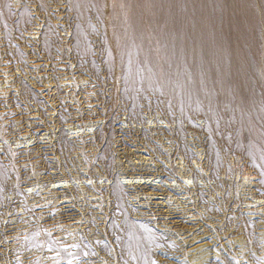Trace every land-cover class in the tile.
<instances>
[{
	"label": "rangeland",
	"instance_id": "rangeland-1",
	"mask_svg": "<svg viewBox=\"0 0 264 264\" xmlns=\"http://www.w3.org/2000/svg\"><path fill=\"white\" fill-rule=\"evenodd\" d=\"M134 107L145 124L130 120ZM110 111L119 124L110 148L117 178L127 202L161 233L154 239L164 256L159 262L264 264L259 172L249 167L246 179L233 182L224 175L238 157L251 163L264 156V0H0V159L15 165L18 179L11 176L8 186L17 182L26 197L6 196L15 211L3 209L12 221L0 238V264L104 262L106 254L96 251L63 260L43 235L66 245L79 233L89 242L101 237L103 214L96 215V233L80 210L88 204L98 213L111 202V182L96 161L104 145L96 130ZM180 124L185 136L173 134ZM62 127L68 153L57 144ZM144 130L163 159L145 144ZM121 135L127 146H120ZM182 139L204 162L211 159L207 142L215 147L222 166L209 185L180 164ZM162 165L176 181H163ZM88 171L96 176L89 185L81 179ZM222 181L227 190L215 185ZM197 182L214 209L196 199ZM231 194H239V208ZM166 205L175 214L162 210ZM34 228L42 232L38 246L26 241ZM120 229L122 244L140 251L145 235ZM105 240L109 255L116 253L111 237Z\"/></svg>",
	"mask_w": 264,
	"mask_h": 264
},
{
	"label": "bare ground",
	"instance_id": "bare-ground-1",
	"mask_svg": "<svg viewBox=\"0 0 264 264\" xmlns=\"http://www.w3.org/2000/svg\"><path fill=\"white\" fill-rule=\"evenodd\" d=\"M218 33H219V31H218ZM218 33H216V34L218 35ZM216 39H220V37L219 38L216 37ZM247 50H249V49H247ZM251 56H253V55H251ZM249 58H250V56H249ZM28 96L30 97L31 101H33L35 106H38L39 108L45 109V104L43 106L38 105V98L34 94H31ZM19 107H20V105H19ZM134 108H135L134 110L130 111V120L136 119V121L141 122L140 125L145 124V117L144 118L141 117L139 110L136 107H134ZM62 110L65 111V108L63 107ZM117 119H118V115L115 112L110 111L105 123L103 125L99 126V128L96 130L98 140H101L102 136H104V145L101 148L102 152H100V154L97 156L96 161H97V163L102 165V168L104 170L103 173L106 175V178H108L109 181L111 182V188L109 189V191L107 193V196L110 197L111 202H109L106 209L102 207L103 204L98 205V207L95 205L98 208L97 209L98 213H92L93 211H95V208L92 205H88V204L87 205L84 204L85 206H83L82 209L80 210V212H82V214H84V217L87 219L85 224L88 227V229L89 230L91 229V231H94L96 233H99V231H100L99 228H97L94 224V222H97V220H98L96 215L99 213L103 214L104 218L102 221H104L103 222L104 223L103 224L104 230L101 231L102 232L101 235L99 234L101 237H99L98 239H94L95 241L89 242L91 236H88L87 234L83 235V234L79 233L77 236L78 239L77 238L75 239L76 240L75 244L70 242L68 245H66V244H58L56 242V240L49 237L48 234L43 235V236H46V237H43V242L47 243L48 246H54V248H56V250H57L58 256L63 260L74 259V258L80 257L82 255H85V256L92 255L95 251L100 252V253L103 252L106 254V257L102 258V259H104V262H103L104 264L105 263L106 264H150V262L153 259L158 261L159 259H163V257H164L161 252L156 253L154 251L155 249L161 247L160 245L155 244V240H154L155 238L161 237V233L149 220L146 219V217H145L146 215L139 212V210L137 209V207L134 204L127 202V198L129 196L125 190V185L123 182H121L117 178V172L115 170L114 160L112 159V155H111V151H110L111 144H112V138H113V129L112 128L114 126H119V124H117ZM64 120L65 119L62 117L60 124H63ZM190 125H194V124L190 123ZM181 127H182V125L180 124L177 132H176L177 128L176 129L174 128L172 130L173 134L176 135V133H177L180 136H185L186 133H185V131L182 130ZM192 128H195V127H192ZM200 129H203V128H201L199 123H197V130L200 131ZM118 130L121 131V128L118 127ZM58 133H59V136L57 137L58 138L57 144H58L59 150H61V151L62 150L63 151L69 150V148L71 146H70L69 140L67 138V134L65 132V129H63V127L60 128ZM142 135L144 136L143 140H144L145 144L152 147L153 151L158 156V158L163 159V152L161 151V149L158 146H155L154 142L151 139H149L147 137L148 134L145 132V130L142 132ZM121 138H122V140H121L122 144L120 146H127L125 136L121 135ZM207 145H208V147H210L208 149V151H209V156L211 159L206 160L204 162L201 157L196 156V154L193 153L187 147V145L185 143V139H182L181 145L179 148L181 151L180 152L181 156H180L179 160H180V164L185 165V166L190 168V172L192 173L191 177H194L198 181H205V182H207V185H209V180H211L213 178H214V180L216 179L215 174H216L217 170H219L221 168L222 164L220 161V157L217 155V151H216L215 147L212 144L211 145L208 144V142H207ZM8 146L5 147L4 152H6V154L9 153L10 148ZM246 155H248V154H246ZM257 158L258 159H256V160L253 158L251 163L247 162L245 156L236 158L234 163L226 164L224 166V175H228L230 178V182H231V179L233 182L237 179H241L242 177L244 179H246L244 177V173L249 170L248 169L249 167L251 169H253L254 172H256V170H257L259 172L261 179L258 182V185L260 188L256 190V193L259 197L264 199V156H259ZM175 160L176 159H174L173 162H175ZM167 162H169V161H167ZM14 166L9 167L6 163L1 161V159H0V238L1 239L3 238V235H4L3 231L5 230L4 229L5 225H7V223L12 221L11 219H8V216H6V213H13V211H15V210H13L14 204L9 202V199L6 196L9 194L16 195V197L14 199L17 201H21L23 199L25 200V198H26L21 193L20 188L17 185V182H15L14 184L12 183V184H10V186H8L9 185L8 183L10 181L11 176L12 177L14 176L16 181L18 179V175H17V172H16ZM162 167H163V171H164L163 181H167L170 177L172 178L173 181H176V177H175V175L172 174L171 170L168 169V167L165 165H162ZM207 172H209L208 175L211 176V178L207 177ZM124 175L126 177L129 175V173L125 172ZM250 176H252V175H250ZM95 178H96L95 174L91 171H88L86 175L81 177V179H83L84 184H87L88 181H93ZM138 181H136V183ZM143 181L144 182H139V183H141V184L149 183V181L146 182L145 179ZM178 181H181V180L178 179ZM54 183H55V181H54ZM217 183L215 185L221 186V187H223L224 190L225 189L227 190L228 185L227 186L220 185V183L226 184L225 182L222 181V182H217ZM75 185H77V184H75ZM87 185H89V183ZM163 185L167 186L165 184V182L163 183ZM195 189L197 191V196H196L197 198L196 199L205 203L206 209H214L216 207L211 201H208L205 198V195H204L205 193L203 191V186H201V184H199L197 182V185H195ZM231 195H232L231 196L232 205H234L233 208H236L235 206H238V208H239L242 204V200L239 199V194H238V196L236 194H234V195L231 194ZM135 197H138V196H135ZM65 199H66V197H65ZM17 203H19V202H17ZM192 204H190V205H192ZM223 204H224V200L222 198V205ZM4 208H7V210ZM165 208L168 209L167 212L169 215L175 214V212H174L175 209H171V208L169 209V206L166 205L162 210H164ZM3 209L5 211H8V212L5 213V211ZM176 212L178 213V211H176ZM15 213L16 212H14V214ZM65 213L66 212L60 213V215H59L60 219H62L65 216ZM93 214H94V218H93ZM238 215H239V219L242 221L243 224L247 222L245 220V216L243 215L242 212H239ZM119 224L123 226V228L125 229V232H129L130 234L132 232H135V233L141 232L145 235L146 242H145L144 246L141 249H137L140 251H136L135 249H133L134 247L132 245L130 246L129 243H127L125 245L122 244V239L124 237V233L120 229ZM64 232H66V231L64 230ZM26 233H28L27 234L28 236L26 237V239H27L26 241L28 243H30L31 245H36V246L40 245L39 237L41 236L42 232L40 233L39 231H36L34 228V229H32ZM60 233H62V230H60ZM129 233H125V235L128 236ZM110 237L113 240L115 247H116L115 249H112V251L116 250V253L113 252L112 255L111 254L109 255V252L111 251L110 250L111 246L105 240V239L110 238ZM68 240L71 241V239H68ZM68 240L66 239L65 241H68ZM195 249L196 248H194L193 250H195ZM193 250H192V252H193ZM107 254L109 256H107ZM207 254L209 255V252L205 251V253H202L201 256L206 258ZM99 262L102 263V260L100 259ZM100 263H98V264H100ZM32 264H37V261L33 260ZM158 264H166V263L158 261ZM167 264H181V263H179V261L171 262V260H169ZM208 264H221V263H218V262L212 260V258H210L208 261Z\"/></svg>",
	"mask_w": 264,
	"mask_h": 264
},
{
	"label": "snow or ice",
	"instance_id": "snow-or-ice-1",
	"mask_svg": "<svg viewBox=\"0 0 264 264\" xmlns=\"http://www.w3.org/2000/svg\"><path fill=\"white\" fill-rule=\"evenodd\" d=\"M93 5H88V7L89 8H91ZM9 9H11V5H9ZM69 264H71V261H69ZM150 264H158V261L157 260H155V259H153L151 262H150Z\"/></svg>",
	"mask_w": 264,
	"mask_h": 264
}]
</instances>
